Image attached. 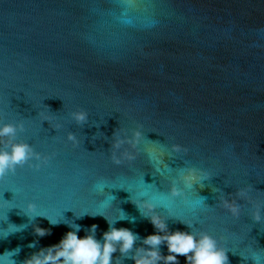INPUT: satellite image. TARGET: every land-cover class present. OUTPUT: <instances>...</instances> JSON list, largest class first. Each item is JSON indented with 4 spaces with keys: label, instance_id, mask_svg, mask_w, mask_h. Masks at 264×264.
I'll return each instance as SVG.
<instances>
[{
    "label": "water",
    "instance_id": "water-1",
    "mask_svg": "<svg viewBox=\"0 0 264 264\" xmlns=\"http://www.w3.org/2000/svg\"><path fill=\"white\" fill-rule=\"evenodd\" d=\"M77 110L89 113L82 126L71 119ZM40 113L63 127L52 128ZM0 118L24 121L18 139L52 155L39 171L26 165L0 181V228L28 225L0 240V255L21 249L16 264L71 230L44 217L30 221L27 202L80 224L81 238L83 227L96 224L101 239L109 228L102 216L76 215L105 211L92 190L105 178L115 187L105 189L115 196L107 213L121 209L136 218L115 226L143 239L155 229L132 194H167L169 181L186 166L212 176L189 192L211 207L200 210L195 227L225 237L221 243L235 253H228L230 264H253L240 254L264 249V223L251 218L252 204L238 201L239 219L219 205L221 192L230 196L244 187L264 205V0H0ZM138 127L144 139L137 158L115 165L114 133L131 135ZM69 132L79 138L78 147L67 141ZM172 144L189 151L164 157L167 170L158 157ZM171 208L193 217L180 199ZM33 224L51 235H34ZM168 225L173 232L191 231L173 218ZM161 251L167 255V246ZM178 259L186 264V257Z\"/></svg>",
    "mask_w": 264,
    "mask_h": 264
},
{
    "label": "clouds",
    "instance_id": "clouds-1",
    "mask_svg": "<svg viewBox=\"0 0 264 264\" xmlns=\"http://www.w3.org/2000/svg\"><path fill=\"white\" fill-rule=\"evenodd\" d=\"M40 115L43 121H47L52 128L57 130L63 127L59 123L52 125L50 116L43 113H40ZM70 115L76 124L82 126L87 123L89 113L85 110H77ZM25 131L24 121L5 122L0 118V181L9 175H14L18 168L26 165L39 171L42 166L47 165L52 159V155L37 152L31 143L18 139V134ZM143 139L144 133L140 127L136 128L131 135L121 136L116 131L111 147L113 163L119 166L124 164L125 161H134L139 154ZM67 141L71 142L73 147H78L80 144L79 138L73 132L68 133ZM188 151L189 149L184 145L172 144L169 150L159 153L158 160L165 169L170 170L164 157L173 158L177 154H186ZM149 159L151 160V155ZM155 170L160 171L158 168ZM211 177V174L205 169L186 166L179 170L178 178L169 181L167 194H160L156 190L154 192L145 190L141 191L135 199H133L132 194V202L138 208L141 216L148 219L155 229L153 234L143 239L128 228H117L115 226L119 221L135 223L136 218L128 216L121 209L115 216H110L107 213V210L113 205L112 201L115 200V196L105 192V189L115 187H112L111 183L105 178L98 179L92 186V190L98 197L100 207L105 211L84 212L76 215L77 219H83L86 215L93 218L102 216L107 221L109 228L103 233L101 239L97 238L98 225L93 224L90 228L83 227L85 235L81 238L79 236L82 230L80 224L45 215L40 211L36 202L29 201L25 204L23 210L30 221H34L37 217H44L52 226H59L63 222L71 230L65 233L58 243L41 247L38 252H34L25 259L23 264H124L126 259L133 260L135 264H180L178 259L180 256L186 257V264H230L228 253L232 249L221 243L225 237L218 238L208 231L199 230L195 227L199 223L198 214L200 210L211 207L205 203V198L199 196L191 198L189 192L194 190V185L204 188L203 181L209 180ZM249 193L250 188L247 187L238 189L230 196L221 192L219 205L227 210L233 218L239 219L242 214V205L238 201H247L253 205L251 218L256 222L264 223V205L253 202ZM100 197H103V199H99ZM177 199L182 200L185 205L191 207L193 211L191 219L180 217L172 211L171 204ZM161 208L166 210V214L158 211ZM169 218L186 225L191 231H171L168 225ZM27 227L28 225L18 227L10 224L6 230L0 228V240L7 239L9 235L22 231ZM32 227L34 235L38 237L43 238L51 235V229L40 227L39 224H33ZM141 239L142 246L136 247L137 241ZM37 243L38 241L33 242L28 247L35 248ZM161 245L167 246V255L162 253ZM20 251V248L6 251L0 255V264H16L13 257L18 255ZM117 252L120 255L114 257ZM240 255L245 262L251 259L253 264H264V249L253 247Z\"/></svg>",
    "mask_w": 264,
    "mask_h": 264
}]
</instances>
